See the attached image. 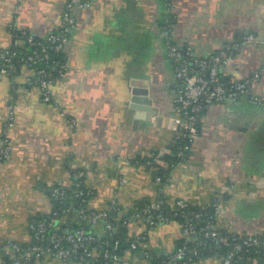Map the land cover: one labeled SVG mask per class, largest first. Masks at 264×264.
Returning <instances> with one entry per match:
<instances>
[{"label": "crops", "instance_id": "obj_1", "mask_svg": "<svg viewBox=\"0 0 264 264\" xmlns=\"http://www.w3.org/2000/svg\"><path fill=\"white\" fill-rule=\"evenodd\" d=\"M66 2L0 0V51L12 45L13 32L44 38L67 17L74 21L62 52L64 74L52 84L48 102L26 82L30 67L0 74V137L9 148L0 162V242H30V221L50 211L47 188H71L78 171L93 192V210L111 201L128 210L138 200L158 197L139 160L167 152L174 134L177 82L167 34L198 58L251 34L253 41L241 42L221 73L224 79L256 77L241 105L225 102L204 111L198 135L162 187V199L193 207L216 203L218 230L264 232V0H89L69 12ZM135 87L148 90L151 112L130 107ZM60 221L79 225L84 219L70 210ZM87 230L104 233L101 224ZM128 232L144 234L140 251L124 255L131 264L145 263L141 251L149 258L172 252L181 239L174 220L152 229L132 222ZM190 264L222 262L209 257Z\"/></svg>", "mask_w": 264, "mask_h": 264}, {"label": "built area", "instance_id": "obj_2", "mask_svg": "<svg viewBox=\"0 0 264 264\" xmlns=\"http://www.w3.org/2000/svg\"><path fill=\"white\" fill-rule=\"evenodd\" d=\"M86 1L89 0H84V2ZM80 2L81 0H67L66 12L72 10ZM73 26V19L67 17L59 29L44 38H37L26 32H20V37L13 38L10 47L0 51V74H5L7 72L6 67L10 65L15 56L19 55L23 66H28L32 70V75L26 78V82L37 86L41 91L43 101L48 102L51 86L55 82L52 79L51 71L53 69L51 66L52 70H48V48L51 47L55 52L62 53L68 43L69 31ZM253 39L251 34L245 35L241 41L235 40L227 43L207 58H198L190 47L174 43L168 34L165 36L164 44L167 57L172 63L174 78L177 82V89L172 100L175 114L171 128L174 134L181 132L183 137L188 134L191 139L195 138L201 126L202 112L209 106L228 101H242L251 95L250 88L256 76L224 79L221 71L232 61V55L241 42H251ZM41 65L43 66L40 67ZM63 74L64 68L58 72V78H61ZM4 142L3 138L0 137V162L9 156V148ZM178 156L182 157L183 155L179 152ZM73 177L75 186L78 188L84 186L86 190L85 193L79 189L74 190L75 197H82L84 194H86L85 196L93 195L92 190L84 185L83 172H75ZM155 184L159 186L156 188L159 196L163 186L158 179L155 180ZM51 192L52 196L63 199L66 190L61 184H54L51 186ZM89 201L82 199L85 207L76 212L89 225L101 224L104 233L110 235L113 229L109 212H119L116 202L111 201L106 209L97 211L89 206ZM164 202L166 201L158 198L151 200L148 205L132 214V222H139L147 229H152L157 224L167 222L169 219L155 216L153 213ZM172 205L175 211L174 216L179 215L185 218L184 223L180 225L181 239L185 243H192L193 246L191 248L183 246L172 252L163 251L167 264H190L193 258L197 256V248L203 245L200 238H207L214 242L217 247L229 249L224 258H219L222 264H232L235 254L242 251L243 246L251 244L264 248V232L255 236L222 232L216 228L212 218H208L209 220L204 226L198 227L201 217L204 216L201 211H187L188 204L183 200H176ZM212 206L217 211V204L214 203ZM201 208H205V206ZM44 215L48 216L47 219L29 224L34 241L31 247L22 250L17 242L9 241L3 244L1 254L11 256V264H28L30 258H34L36 262L41 259H49L68 263L74 255L78 254H82L80 261L86 259L102 261L103 264H131L118 253L116 244L111 248L100 249L101 246H97V237L94 234L82 227L74 231L68 229V224L54 219L56 214H51L50 211ZM134 237V240L130 243L131 250L136 249L141 244L144 234ZM16 253L18 256L13 257ZM141 253L145 258L144 264H150L147 252L141 251ZM0 262L2 263L1 259Z\"/></svg>", "mask_w": 264, "mask_h": 264}, {"label": "trees", "instance_id": "obj_3", "mask_svg": "<svg viewBox=\"0 0 264 264\" xmlns=\"http://www.w3.org/2000/svg\"><path fill=\"white\" fill-rule=\"evenodd\" d=\"M14 39L16 37H20V33L13 32ZM49 53V69L51 71L52 79L53 81H56L58 79V72L64 68V55L63 53H57L55 52L51 47L48 48ZM23 66V64L20 62V56H15L10 65L6 67V70L11 74H19L20 68ZM41 65L40 67H42ZM51 66V68H50ZM204 111L202 112L203 115ZM200 130V128H199ZM186 136L183 137V133L177 132L173 134V138L167 148V152L159 153L154 152L150 156L140 159L139 163L143 164L147 170L150 171L152 176V182L154 184L155 189L159 186L155 184V180L158 179L159 183L163 186L166 184L169 174L171 170L180 163L186 156L188 148L191 143V138L188 134H185ZM182 153V157L178 156V153ZM82 182V181H81ZM82 190L84 193L86 190L84 189V186L76 187L73 185L71 188L66 189L65 197L63 199H58L54 196H52L51 188H47V195L50 200V212L51 214L55 213L56 216L54 219L57 221H60L68 211H78L79 209H82L85 207V204L82 203V199L90 200L92 196H84L82 197H75L73 191L74 190ZM159 200H162L161 193L157 197ZM151 200L149 199H141L136 202H134L133 206L129 208L128 210H123L119 208L118 211H110L109 215L111 216V225H112V233L110 235H107L103 233L101 236L95 235L97 237V246H101L100 249H106L111 248L115 244L118 246V253L121 256H124L126 252L130 253H136L137 251H140V247L138 246L136 249L131 250L130 249V243L134 240V236L130 235L128 232V226L130 223H132V214L136 211L140 210L141 208L145 207L150 203ZM213 203L210 205L205 206V208L201 207H193V206H187V211L189 212H199L201 211L204 216L201 217L198 227H202L206 224V222L209 220L208 218L213 219V223L215 224V209L212 206ZM154 215H158L164 218H167L169 220L176 221L179 225L183 224L185 221L184 217H181L179 215L174 216V207L172 204H168L167 202H164L157 210H155ZM48 216L41 215L35 217L33 220L30 221V223H38L43 219H47ZM89 223L84 220L81 224H68L67 228L74 231L80 227L84 228L86 231H88ZM63 228V227H61ZM51 232V231H50ZM223 232V231H222ZM31 234V241L28 243H18L20 248L22 250H26L29 247H31L34 244L33 241V232L30 230ZM203 245L199 246L197 248V256L193 258V261L191 263L197 262L199 260H203L205 258L209 257H216V258H224L228 252L229 249L225 247H217L214 242L207 238H200ZM144 239L141 240V243H143ZM6 242H0V259L3 264H11V256H3L1 254V248L3 244ZM185 246L186 248H191L193 246L192 243H185L184 240L180 239L176 242L175 250L178 248H182ZM82 254L74 255L68 263H76V264H103L102 261H91L86 260L80 261V257ZM18 256V254H14L13 257ZM239 259V260H238ZM250 259V261H248ZM247 260V261H246ZM53 260L49 259H41L39 262H36L34 258H30L28 260V264H37V263H46L51 262ZM150 264H167L166 262V256H164L163 252H160L156 256L149 258ZM251 262H256L257 264H264V248L262 246H254V245H247L242 247V251L237 252L232 260V264H247Z\"/></svg>", "mask_w": 264, "mask_h": 264}, {"label": "water", "instance_id": "obj_4", "mask_svg": "<svg viewBox=\"0 0 264 264\" xmlns=\"http://www.w3.org/2000/svg\"><path fill=\"white\" fill-rule=\"evenodd\" d=\"M82 3H84V0H81ZM131 108L142 111V112H151L152 108L150 107V102L148 98V90L142 87H135L131 90ZM229 106H239L241 105V102H231L228 101ZM142 116V114H141Z\"/></svg>", "mask_w": 264, "mask_h": 264}]
</instances>
